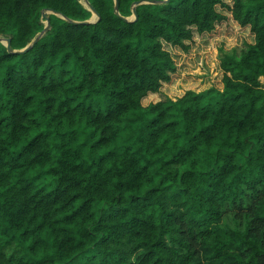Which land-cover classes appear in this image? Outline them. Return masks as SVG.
Segmentation results:
<instances>
[{"label":"trees","instance_id":"trees-1","mask_svg":"<svg viewBox=\"0 0 264 264\" xmlns=\"http://www.w3.org/2000/svg\"><path fill=\"white\" fill-rule=\"evenodd\" d=\"M137 1L0 0V264H264V0ZM217 6L222 88L144 106Z\"/></svg>","mask_w":264,"mask_h":264},{"label":"rangeland","instance_id":"rangeland-1","mask_svg":"<svg viewBox=\"0 0 264 264\" xmlns=\"http://www.w3.org/2000/svg\"><path fill=\"white\" fill-rule=\"evenodd\" d=\"M80 1L86 5L85 0ZM223 2L230 5L232 0ZM217 10L227 17L226 20L218 23L212 32L194 33L193 40L188 42L191 48L187 53L163 42V48L174 60L176 71L171 75L170 82L162 84L160 95L150 94L142 100L144 106L159 101L164 95L176 99L187 90L199 92L211 87L221 89L219 57L232 54L239 57L246 44L253 43V35L247 27H240L226 8L217 6ZM260 83L264 89V82Z\"/></svg>","mask_w":264,"mask_h":264},{"label":"water","instance_id":"water-1","mask_svg":"<svg viewBox=\"0 0 264 264\" xmlns=\"http://www.w3.org/2000/svg\"><path fill=\"white\" fill-rule=\"evenodd\" d=\"M85 1H86V5H87V7L89 8V10H90L91 13H92V17H91V19H92L93 22H95L96 20H98V19L100 18V15H99V13H98L93 7L87 2V0H85ZM115 2H116V4H115L114 12H115V14L118 15L117 0H115ZM145 2H146V1H144V0L137 1V2L134 3V5H135V6H136V5H140V4H143V3H145ZM44 16H45V14H43V17H44ZM94 17H95V18H94ZM135 19H137V13L135 12V10H134V8H133V19H132V20H135ZM45 22H46V26L44 27V29L42 30V32H41V33H40L35 39H33V41H32L28 46H26L25 48H23V49H21V50L16 51V53H23V52L28 51V50L31 48V46H32L33 44H35V43L38 41V39L43 35V33L46 31L47 27L49 26V20H48V18H46ZM74 23H76V24H85V23H88V21H85V22H74ZM0 42H3V39L0 38ZM5 45H6L7 49L10 50V39H6V43H5Z\"/></svg>","mask_w":264,"mask_h":264},{"label":"crops","instance_id":"crops-1","mask_svg":"<svg viewBox=\"0 0 264 264\" xmlns=\"http://www.w3.org/2000/svg\"><path fill=\"white\" fill-rule=\"evenodd\" d=\"M186 43L188 44V42H186ZM218 68H219V70H220L219 65H218ZM220 73H221V71H220ZM163 84H166V83H163ZM221 86H222V85H221ZM221 88H222V87H221ZM150 94H151V95H152V94H158V95H160V91H159L158 93H149L148 96H149ZM183 94H184V93H182V94H181L180 96H178V97H181ZM161 95H162V94H161ZM165 96H166V95H164L163 97H161L159 100L164 99Z\"/></svg>","mask_w":264,"mask_h":264}]
</instances>
